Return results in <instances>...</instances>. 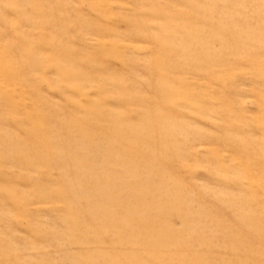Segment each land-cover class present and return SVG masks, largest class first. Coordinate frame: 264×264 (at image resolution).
Wrapping results in <instances>:
<instances>
[{"label":"rangeland","instance_id":"1","mask_svg":"<svg viewBox=\"0 0 264 264\" xmlns=\"http://www.w3.org/2000/svg\"><path fill=\"white\" fill-rule=\"evenodd\" d=\"M0 264H264V0H0Z\"/></svg>","mask_w":264,"mask_h":264}]
</instances>
